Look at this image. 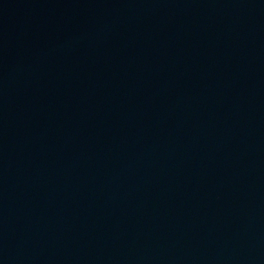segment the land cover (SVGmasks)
I'll list each match as a JSON object with an SVG mask.
<instances>
[{"label": "water", "instance_id": "95a60500", "mask_svg": "<svg viewBox=\"0 0 264 264\" xmlns=\"http://www.w3.org/2000/svg\"><path fill=\"white\" fill-rule=\"evenodd\" d=\"M0 264H264V0H0Z\"/></svg>", "mask_w": 264, "mask_h": 264}]
</instances>
